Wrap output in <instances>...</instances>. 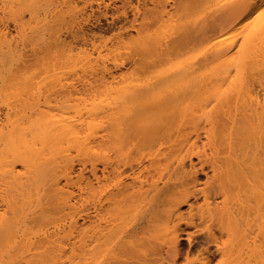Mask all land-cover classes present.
<instances>
[{
  "label": "bare ground",
  "instance_id": "bare-ground-1",
  "mask_svg": "<svg viewBox=\"0 0 264 264\" xmlns=\"http://www.w3.org/2000/svg\"><path fill=\"white\" fill-rule=\"evenodd\" d=\"M21 1L0 0V264H179L182 258L183 264H264V7L257 0H232L231 17L218 24L219 33L229 30L212 37L206 52L189 53L165 68L158 65L160 70L150 68L154 74L147 73V81L115 89L108 100L72 104L69 96L75 97L79 88L52 85L54 97L65 94L54 104L52 92L40 100L51 90L49 84L41 87L43 93L37 89L39 100L23 92L34 80V63L46 69L52 57L62 66L73 62L79 69L100 70L99 80L113 72L107 64L87 61L85 49L83 54L74 51L60 29L54 39L40 33L60 18L58 13L53 20L54 11L48 20L49 11L40 16L39 9L79 7V0ZM104 4L96 22L104 31L127 24L130 14L142 11L133 0ZM26 11L32 23L23 21ZM153 17L147 22L156 23L159 16ZM102 18L109 20L107 27ZM148 24L139 27L148 30ZM149 31L132 40L145 42L138 43L140 49L150 46ZM71 33L79 35L78 30ZM34 34L44 37L37 36L43 46L32 63L20 43L35 45ZM73 65L66 67L75 71ZM113 155L123 159L114 161ZM76 160L91 162L94 178L77 175L78 195L69 186ZM200 172L207 175L204 187L199 186Z\"/></svg>",
  "mask_w": 264,
  "mask_h": 264
},
{
  "label": "rangeland",
  "instance_id": "rangeland-1",
  "mask_svg": "<svg viewBox=\"0 0 264 264\" xmlns=\"http://www.w3.org/2000/svg\"><path fill=\"white\" fill-rule=\"evenodd\" d=\"M19 1H21V0H19ZM30 1H32V0H28L26 2L28 3ZM184 1L185 0H133V6H139L141 8V10H142L141 14L135 15V13L131 9H129V11L131 10V12H133L129 16L130 17V21L127 24H124V25H122V23L116 24L115 27H113L112 29L107 30V31H104L103 28H100L101 26L97 25V23H96L97 19H98V16L100 14L99 11H102V10L106 9L105 5H107V4H104V3H108V4L115 3L117 5H120L121 4V0H86V1L85 0H79V5H80L79 7L78 6H72V7L70 6V8H69V6L65 7V8H67L68 11L70 10V12L67 15H66V13L68 11L64 8V6L58 7V8L56 6L57 9L56 8L54 9L53 6L52 7L47 6L48 7L47 10H44V11H43V9L42 10L39 9L38 13L41 12V14H38V15H40V16L42 14H43L42 16H47L48 15V17H47L48 20H51L49 18V15H51V18H53L52 15L57 11V13L53 15L54 16L53 20H56L57 18H55V17L59 13V17L58 18H60V20L59 19L58 20L60 22L58 20H56V21L59 24H61V26L58 25L57 22H55V23L53 22L52 23L51 22L52 20H51L50 21L51 22L50 25L53 26L54 28L49 27L50 29L49 28L45 29L44 31L46 32V34L43 33L42 30L40 32V33L44 34L45 38H47L48 36L50 37L53 34L51 39H54L58 35V32H55V31L60 29L59 30V34L62 35L61 37L64 38L63 40H65V42H67V41L69 43L71 42L70 44L74 43L75 45L72 44L73 47L74 46L79 47V48L75 47L74 51H76L78 53L81 50L80 54H81V52L83 54V51H84L83 49H85L87 51V53L84 52L83 55L86 56V60L87 61H89L90 58H91L90 60H95V61H93L95 63L98 61L100 67H101L102 64H107L109 70L113 72L112 75L113 74L116 75L117 78L113 79L112 75H110L109 73H106L107 76H106L105 80L103 78H101L99 80L100 75L102 77V73H100L101 71L97 69L96 71H94L96 73H94V72L88 70L87 69L88 67L86 68V66H85V68L88 71L87 70L85 71V70H83L85 68H82V66H81L83 64V62L81 63L80 61H79L80 64H81L80 65L81 66L80 69L78 68L79 66L75 65V63L72 62L71 67L74 64L78 69L75 68V71H73L74 70V68H73V70L71 69V71H73V72H71V71H69L70 69H68L66 67V66L70 67L69 64H65L63 66L61 65L62 63H60V62L56 64L55 62H57V60H59V59H56V58L53 59V57L50 60V64H49V66H50L49 68L50 69L48 68V66H47L46 69H44V67L43 68L39 67L40 66L39 64L37 65L36 63H34L36 61V59H37V56H38L37 54H41V52L39 53V50H40L41 46H43V45L40 46V41L41 40H38V37L40 39V38H42L44 36L40 37L39 36L40 33H38L39 35L38 34L37 35L34 34V36L36 35L34 37V40H35V38L37 40L34 43L35 45H33V43L30 42V43H27V46H26V44H24V46H23V43H20L21 41L19 42L20 44H22V46H20V49L23 52H25V56H26L25 58L27 60H31V62L34 63V65L31 66V68H30L31 71L33 70V68H35V69L38 68V70H39V72H38V70H35V69H34V71H32L33 79L34 80L36 79L37 82H35L36 80L35 81L33 80L32 82H30V84H32L33 86L28 84L29 86H27V88L30 87L28 89L29 91H27V89H25L27 92L25 90H23V92L27 93L26 94V98H28L29 94H30V96L33 95L32 96L33 100H35V99L39 100L38 98H40L42 96V93L44 92L43 89L45 90L46 89L45 86H47L49 84L47 86L48 87L47 89L51 88V90L49 89L50 91L49 90H47V92L45 91L44 92V96H42V99L40 98V100L46 99V96L49 94V92L50 93L52 92L51 93V97H50L51 99L49 98L52 101L51 103L56 104V101L61 103L62 100H60V99H64L65 94H64V96L62 98H61L62 93H61L60 96L57 94L58 97H57V95H56V97H54L55 96V93H53L54 89L52 90L51 86L53 85V87H54V85L56 84L57 87H60V85H57V84H59V83L61 84V82H62L66 86V88H64V86H63L64 89L69 88V85H74V87L76 86L75 88H79L78 90L80 91V93H77V95H75L76 98L72 96L74 99L73 98L71 99V95L69 96V98H70L69 101L70 102L72 100L73 101L74 100L79 101L80 99H81V102L82 101L85 102V100L89 101V102H94L92 100L96 101V99H99V98H102V100L103 99H105V100L107 99L108 100L109 98H107V96L110 97L111 96L110 94H112V91H113V93H114V91H116L115 89H117V90H121L122 89L123 90V88H130L132 86L136 87L137 82L141 83L140 81H144V80H146V78L148 79V77H150V75L152 73L154 74V71H153L154 69L160 70V69H158L159 67L157 68L158 65L159 66L162 65V67L165 68L166 65L167 66L170 65V64H166V63H169V62L170 63L171 62L175 63L174 59L175 60L176 59L179 60L180 57H182L184 59L188 58V57H184V56L188 55L189 53L191 55V53H193V54L196 53L197 54V52H198V54H199V52L200 53H204V51L206 52L207 49L210 48L208 42L209 43H213V42H211L212 41V37L213 38L214 37L217 38V36L220 37V36L224 35L223 33H226V30H227L226 28L227 27L225 28L226 30L221 31L220 33H219L218 30L220 28L219 26L220 25H224L227 22L225 20H228L231 17V13H229V11L233 12V5H232L233 1L230 0V2L225 4L229 0H193V2H192V0H189L190 3L192 2V5L190 4L191 6L187 2L188 0H186L187 3L184 2ZM231 1H232V3H231ZM99 2L103 3V4L101 3L102 6L100 5ZM181 3L184 6L187 4V6L184 7V6L181 5ZM183 3H185V4H183ZM257 3L260 4V5H258ZM178 4H179V6H178ZM230 4H231V6H230ZM256 4H257V6H263L264 7V0H257ZM228 5L230 6V8L232 7L231 10H230ZM181 6L184 7V9ZM219 6H222V7L224 6V7L221 8ZM110 7H112V6H110ZM186 7H188V10H187ZM263 7H262V9H263ZM50 8L51 9L53 8L54 10L52 9L53 11L51 12V10H48ZM61 8H62V11L59 10L60 12H58V9H61ZM73 8H77L76 10H78V8H79L78 11H80V13L75 10L76 14L78 13L77 16H76L75 12L73 11ZM226 8L227 9L229 8V9L226 10ZM234 8H236V7L234 6ZM194 9H196V10L193 11ZM46 11H49L47 15H46V13H47ZM153 11L155 13H157V17L159 16L158 21L156 20L157 18H155V21H157L156 23H154V20H153L154 24L151 23L152 21L147 22L148 20H151V19L154 18L153 16L155 15V13ZM50 12H51V14H49ZM71 12H73V13H71ZM222 12L224 14H222ZM60 13L61 14L65 13L66 16L64 15L65 16L64 17ZM69 14H72V15H69ZM223 15L226 16L227 19ZM151 17H153V18H151ZM65 18H68V19H65ZM219 18H220V20H219ZM108 19L110 20L111 17L108 18ZM63 20H65V22ZM109 20L107 21L106 18H102V22H103V26L104 27H107L108 24L111 22V20H110V22H109ZM23 21H25L26 23H29V22L32 21V18H31V15H30L29 11H26L24 13ZM220 21H221V24L219 23ZM33 22H35V19H34ZM107 22H109V23H107ZM35 23H37V22H35ZM35 23H33V24L35 25ZM144 23L145 24L150 23V24H148V26H150V29L147 30L145 28L142 29L141 27H139V26H143ZM14 24L15 23L10 22V25H9L10 32H11V34L14 37H16L17 40H19L21 38V34H20L18 28L17 27L15 28L16 25H14ZM218 24H220V25H218ZM215 25H216V27H215ZM145 26L146 25H144L143 27H145ZM204 26H205V28H204ZM228 27H230V26H228ZM51 28L53 29V31L51 30ZM137 28H139V30ZM147 28H149V27H147ZM201 28H202V30H201ZM144 29H145V31H149L150 30L149 32H151V34H149L148 32L146 34L151 35L153 37L152 38L153 41L150 39L151 43L150 42L147 43V45L150 44V46H152V47L149 46L152 49H148L149 48L148 46H146L148 48L144 47V49L143 48L140 49L141 46H143L145 44V42L143 43V45H142L141 41L138 42L141 45V46L139 45L140 48L138 46V43L136 42L137 43V45H136V43L134 42V41H136L137 38H139V37H137L138 35H140V37H142V38L145 37V33H144L145 31L144 32L140 31V30H144ZM203 29H205V31ZM28 30H30V29H28ZM71 30L72 31L78 30L79 35L74 37L72 35V33H71ZM228 30H227V32H228ZM47 31H50V32H47ZM203 31H204V34H203ZM216 31H217V33H216ZM18 32L20 34V38H17V37H19ZM140 32L143 33L144 35L141 34ZM195 32H197V33H195ZM198 33H200V34H198ZM219 34H221V35H219ZM54 35H55V37H54ZM141 35H143V36H141ZM189 35H190V37H189ZM193 35H197L196 38ZM83 36L86 37L85 40L83 39ZM148 38L149 37H146L147 40L144 38L146 42L149 41ZM156 38L158 39V41H160V44H158L159 42L157 43V41L155 43L154 39L156 40ZM133 39H134V41H132ZM214 39H213V41H214ZM179 40H180V42H178V44L174 43V41H179ZM199 40H201V41H199ZM142 41H144V40H142ZM171 41H172V44L170 43ZM132 42H134V43H132ZM153 42H154V45H153ZM36 43H37L38 46L36 45ZM167 44L170 45V48L168 47ZM173 44H175V45L177 44V46H179L180 44L181 45L179 47H177V46H173ZM158 46L163 47V48H161L163 50L159 49L160 47L157 49ZM136 47H138V48L136 49ZM36 48H38L37 51H36ZM33 49L36 52H33ZM78 49H80V50L78 51ZM146 49H148V50H146ZM154 49H155V51H154ZM204 49H206V50H204ZM156 52H158V53L156 54ZM153 55H155V56H153ZM88 56H89V58L87 59ZM157 56H159V57H157ZM159 58H160L162 64L161 63L157 64V62L159 61ZM51 61H53V63ZM180 61H182V60H180ZM84 62H85V59H84ZM55 64H56L57 68L54 66ZM58 64H59V66H58ZM76 64H79V63H76ZM52 65H53V67H55L56 70H58L59 73L61 72L60 75H62V76L59 75L60 76L59 77L60 80L58 78V74H57V76L54 75V74H56L58 72L54 68L51 69ZM60 65H61V67H60ZM84 65H83V67H84ZM64 67H66V68H64ZM100 67H98V68H100ZM150 68H154V69L152 70ZM47 69H48V71H46ZM65 69H68V70H65ZM149 70H151V71H149ZM84 71H85V74H84ZM89 71L92 73L91 75L89 73L86 74V72H89ZM98 71H100V72L97 73ZM37 72H38V74H40V77L37 74ZM45 72H47V75L45 74ZM54 72H56V73H54ZM41 73H42V75H41ZM43 73L45 75L44 78H43ZM147 73L150 74V75L147 76ZM48 76H50V77H48ZM45 77H46V79H48L46 84H45V82H46L45 81ZM43 80L45 82H42ZM102 80H103V82H101ZM106 81L107 82L110 81V82L105 84L104 82H106ZM34 82H35V85H34ZM36 83H38V84H36ZM39 84H41L40 87H39ZM143 84H144V82L142 84H139V86L143 85ZM57 87H54V88L56 89ZM63 88H62V91L64 90ZM31 89H33L32 90L33 92L31 91ZM37 89H41L42 90V93L39 92L40 95L38 94V90ZM57 89H59V88H57ZM34 90H35V92H34ZM41 90H39V91H41ZM31 92L33 94H31ZM34 93H35V95H34ZM36 93L38 95H36ZM52 94H53V96H52ZM80 94H82V95H80ZM66 95L68 97L69 94L67 93ZM34 96H35V98H34ZM78 96H81V97L77 98ZM22 97H23V95H22ZM52 97H54L55 99L52 98ZM56 98H59V99L56 100ZM82 98H83V100H82ZM28 99H31V98L29 97ZM32 99H31V101H33ZM53 99H54V101L55 100L56 101L54 102ZM50 100H46V101H50ZM65 100H67V99L65 98ZM65 100H63V102H65ZM73 101L71 103L75 104L76 101H75V103ZM99 101H100V99H99ZM187 112H185V113H187ZM192 112H190V114L194 115V112L193 113ZM195 114H197V113H195ZM189 118H191V116H189L187 119H189ZM201 122H203V121L201 120ZM205 126H207V124H205ZM189 130H190V128L187 129V131H189ZM201 130H202L201 131V133H202L204 130L203 129H201ZM204 136L205 135L202 133V140H206V137H204ZM122 155L125 156V154H122ZM122 155H119L118 157L117 156L115 157V155H113L114 161L120 160V157H121V159H123ZM193 158H194V162L195 161L197 162V157H193ZM77 161L79 162L80 160H76V162ZM78 162L75 164L74 173H73V175H74L73 176V180H71V183L69 185L70 188L74 191L75 194L81 193L80 187H79L80 180L77 177V175L78 176H82L81 173L83 172L85 174V175L84 174L83 175L86 178V180L88 178L91 179V180L94 179L93 178V174L91 172L92 169L90 170V168H92V165L90 166V164H92V163L90 162L89 165H88L87 164L88 162H87L86 165H85V163L82 162V161H80L79 163ZM82 163L84 164V166L82 165ZM147 163L148 162H146L145 164H147ZM100 164H99V170H101V167H103ZM86 166H88V167L86 168ZM186 168L190 169V159H188V158L186 159ZM99 173L101 174V171ZM130 173H132L131 170L126 171L127 175L130 174ZM199 179H200L199 180V182H200L199 186L200 187H204L205 186L204 183L207 182V175L204 174L203 172L202 173L200 172ZM65 182H66V180L62 179V185L65 186ZM201 200L202 199H200V201ZM187 208H188L187 205L183 206V209H187ZM66 211L64 213H66ZM69 211H71V210L68 209L67 212H69ZM64 221L68 222V219L64 220ZM64 221H63V223H65ZM53 227H54V224L51 226V228H53ZM184 262H185V259L182 258L179 261V264H183Z\"/></svg>",
  "mask_w": 264,
  "mask_h": 264
}]
</instances>
